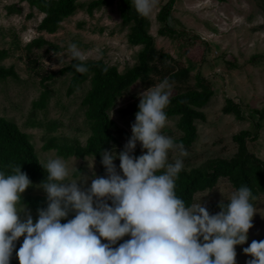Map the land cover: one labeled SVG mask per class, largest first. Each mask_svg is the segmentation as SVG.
<instances>
[{"label":"rangeland","instance_id":"obj_1","mask_svg":"<svg viewBox=\"0 0 264 264\" xmlns=\"http://www.w3.org/2000/svg\"><path fill=\"white\" fill-rule=\"evenodd\" d=\"M81 6L69 17L64 18L54 33L38 29L44 14L29 6L24 0H0V51L8 55L0 59V65L13 67L17 76L0 79V117L15 123L26 133L35 147L40 162L60 157L56 150H45L50 139L57 142L85 145L90 126L85 118L82 100L90 88L89 81L68 94L70 76L57 75L51 79L42 78L51 72H58L72 61L70 44L85 55V61H103L120 72L135 66L143 45H131L128 34L131 25L122 22L118 8L119 0L93 9L87 6L94 0H78ZM169 0H155L153 10L147 19L149 34L155 48L170 56L163 62L172 70L190 68L187 77L168 78L170 98L196 87V75L200 73L213 87L214 95L202 108L205 120L196 121L197 139L184 147L186 155L170 150L169 162L183 160L184 168L199 167L211 159L232 158L237 152L233 137L242 130L256 131L255 123L261 121L258 137L247 142L249 150L264 161V119L251 117L252 110H264V0H176L168 18V26L175 33L160 35L164 26L158 14ZM37 43L29 46L31 42ZM162 80H158L159 83ZM145 89L141 82L134 83L109 110V117L117 124V142L113 147L122 150L131 136V124L135 115L123 110L139 101V93ZM48 96L42 108H34L42 92ZM227 100L238 104L244 118L224 111ZM168 108L164 109V111ZM177 116H168L161 132L178 140L182 132ZM137 143L133 155L141 154ZM62 158V157H61ZM94 157L63 158L69 169L66 180L79 175L86 177L84 187L91 183L93 174L99 176L100 167ZM93 160V163H92ZM92 163V166H91ZM119 171V159L114 160ZM76 169L79 171H76ZM37 182H32L22 198L45 195ZM235 188L226 178H220L212 189L194 195V203L202 200L206 208L212 204L226 203ZM256 213L252 227L248 230L245 243L236 245V264H246L250 257L242 249L252 240L264 237V195L253 201ZM109 203H111L109 201ZM35 222L38 213L25 206ZM215 210L213 214L217 213ZM128 236L117 241L116 247Z\"/></svg>","mask_w":264,"mask_h":264},{"label":"clouds","instance_id":"obj_2","mask_svg":"<svg viewBox=\"0 0 264 264\" xmlns=\"http://www.w3.org/2000/svg\"><path fill=\"white\" fill-rule=\"evenodd\" d=\"M131 3L147 17L155 0ZM69 51L73 60H86L76 44ZM72 68L88 71L84 63ZM170 88L164 78L139 93L131 136L120 151H100L106 175L93 174L87 187L76 167L79 175L66 180L69 169L61 157L40 164L46 175L36 187L43 190L46 206L37 209L35 222L22 203V193L32 186L27 173L19 165L7 174L0 170V264H10L22 235L19 264H236L235 246L248 238L255 197L241 185L219 203L220 211L210 214L202 200L186 204L177 196L175 180L184 164L180 158L169 162L168 154L187 153L161 132ZM137 143L142 151L135 156ZM70 213L72 218L62 223ZM242 251L250 257L246 264H264V239L252 240Z\"/></svg>","mask_w":264,"mask_h":264},{"label":"trees","instance_id":"obj_3","mask_svg":"<svg viewBox=\"0 0 264 264\" xmlns=\"http://www.w3.org/2000/svg\"><path fill=\"white\" fill-rule=\"evenodd\" d=\"M30 7L36 8L44 14L38 29L48 33H54L61 21L72 15L80 6L78 0H24ZM111 0H94L87 6L88 13L93 9L109 3ZM176 0H169L158 14V20L164 25L160 30V35H166V32L175 33V30L167 24L168 18ZM224 2L225 0H217ZM122 22L125 25H131L128 34V42L131 45H143L138 53V62L135 66L120 72L114 66H107L103 61H77L73 60L69 65L60 69L58 72H51L48 76L42 78L51 79L57 75L68 74L70 82L67 93H73L79 86L89 81L90 88L85 94L82 105L85 107V118L90 126V136L82 145L76 140L74 143L57 142L50 139L45 144V150H56L58 156L62 158L94 157L99 164V176L106 175L105 169L101 164L100 151L109 149L117 142L115 132L118 130L117 124L109 117V110L114 106L117 99L128 90L134 83L141 82L145 88L156 84L158 80L164 78L187 77L190 68H181L179 70L167 69L164 67L166 58L169 55L158 51L154 46L153 37L149 34V21L147 17L139 15L132 6L131 0H119L118 5ZM37 43L31 42L29 46ZM7 51H0V59L6 58ZM73 63H84L88 71L78 73L72 68ZM17 74L13 67L0 65V79L16 77ZM196 87L177 94L170 98L168 108L165 110L166 117L177 116L178 127L182 136L174 143H181L184 147L191 146L197 139L196 121L205 120V114L202 108L205 107L214 95L212 85L200 74L196 75ZM47 91L42 92L39 101L33 104L34 108H42L47 100ZM139 101L133 102L124 113L132 115L138 111ZM224 111L233 113L236 118H244V112L238 104L232 100H227ZM251 117L254 119H264V110H252ZM261 121L255 123L256 131L242 130L233 137L237 144L236 154L227 159H211L205 164L191 169H183L179 172L175 180V191L177 196L185 201L186 204L194 203V195L198 192L212 189L220 178H226L235 188L241 185H247L255 198L264 195V161L252 153L247 142L257 139ZM35 151V147L29 136L13 122L0 117V170L9 173L14 166H21V171L27 173L32 182L41 183L45 179V170ZM22 203L37 212L38 208L46 206L45 195L26 196L22 198ZM210 214L215 210L220 211L219 203L207 207ZM74 213L61 222H66L72 218ZM264 239V237L262 238ZM23 235L18 238L16 249L13 250L10 264H19L16 257V250L20 247ZM261 240V239H260ZM102 242H106L103 241ZM123 242V241H122ZM121 242V243H122Z\"/></svg>","mask_w":264,"mask_h":264}]
</instances>
